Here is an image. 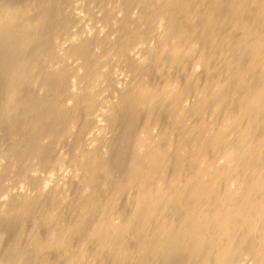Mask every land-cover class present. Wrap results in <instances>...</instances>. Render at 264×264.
Returning <instances> with one entry per match:
<instances>
[{
    "label": "rangeland",
    "instance_id": "rangeland-1",
    "mask_svg": "<svg viewBox=\"0 0 264 264\" xmlns=\"http://www.w3.org/2000/svg\"><path fill=\"white\" fill-rule=\"evenodd\" d=\"M5 1L7 0H0V9L2 8L0 10V15L1 12L3 11L2 14L6 16L5 19L9 17V21L11 23L9 22L10 25L7 28L3 29L2 31L0 30V37H1L0 44L2 48H6L4 51H1L3 49L0 48V53L2 52L4 54L3 56V54L1 53L2 60L1 59L0 60L3 62V64L2 62L0 63L5 66L4 67L0 64L1 66L0 70H4L5 68V70L8 71L9 66L10 65L11 66L8 72L5 70L4 72L0 71V224H5V225L21 224L25 226L23 232L18 233L20 237L18 248L27 247L29 248L28 253L36 256L37 248L34 247V245L32 244H30V246L28 247V244L25 243L27 237L31 235V233H29L30 230H34V233L41 234L42 236H44L46 235L45 233H47V228L49 226L61 225V224L66 225V223H68L69 221L75 218L77 213L80 212V209L83 212V213L80 212V214L81 213L85 214L86 212L88 213V216H86L82 220V228H86L87 226H89V223L98 216L99 207L102 202L103 205L105 204L107 206L110 205L109 216L114 217L118 215L120 218L121 217L124 218V215L129 216L130 212L128 214V211H130V207H128L129 206L128 198L130 197V193L125 189L119 192L118 189L119 186H122L121 184L124 183L128 178L127 177L129 175L128 173H130L131 171V167H130L132 164L131 162L136 160L137 157L140 158L144 154L143 153L144 137L145 138H149L151 136L155 137L154 135L161 134L158 136L163 138L161 139L160 137L156 136L157 138H155V140L158 142V144L162 145L164 143V145H162L164 147L160 145L161 148H165V146L167 145L169 147V150L166 147V155L170 156V158L167 157V160L169 161L166 160L167 162L162 166L163 168L161 167L162 173H161V168H158L156 173L159 174H157L156 176L157 177L159 175L160 176L158 178L155 177L154 179L156 182H159L161 180L159 182V183L162 182L161 184H163L166 180H168L164 183L167 184V182L171 180L170 178H172L173 175H177L178 173L179 174L181 173L180 170H183L182 172L183 175L181 176H185L186 174L184 175V173H186V171L187 172L190 171L189 168L191 166L189 167L188 165L190 164L189 162H191L189 158L190 157L189 153L194 150L193 148L196 149V147L194 146L198 145L199 142H201V139L203 143L202 146H205V149L208 148V150L209 149L212 150L211 152L208 151V153L209 154L211 153L212 156L204 151L205 155L207 154L206 158L208 157V155L209 157L211 156L210 159L211 158L214 159L215 157V160L211 159L212 160L211 161L209 158H207L206 161L208 162L209 159V162L210 163L213 162L212 163L213 165L218 164L221 165L222 168H225V166H223L224 161L223 162L221 161V156H222L221 154L227 148H229V145L232 146L234 145L233 143L237 142L235 137L238 133V130H240V127L236 129L235 126L232 127L233 130L231 128V130L227 131L224 140L221 143H219L220 145L209 144L210 142H208L209 140L207 138L208 136L210 138L211 134H213V131L216 130V127L220 125L224 113L229 111L231 102H230V97L228 96L231 95L229 93L230 92L229 89L231 88L229 87L227 89V87L225 86L227 90L225 89V87H224L225 90L222 88H220L219 90L216 87V82L219 81L220 83V81H223L221 80V77L223 76L224 62L225 60H232L233 54L237 50L236 44H238L240 39L243 38V37L240 38L241 35L243 36L241 30L237 31L232 29V27L234 26L233 24L235 22L234 19L231 17L230 12L227 9L228 7L227 4H229V0L227 1L221 0L224 1L222 3L226 5V7L225 6L224 7L227 10L224 7L223 10V8L221 7L223 6V4L221 3V5L218 8H216L217 10H219V12L220 11L221 12L219 13L217 11V13H215L214 16L216 17L219 14L223 15V17L219 15L222 18L219 16H218L219 18L217 17L221 22L224 23L225 21L224 24L222 23L220 26H218L219 27L218 33L220 32V36H225L226 38H228L230 44L229 48L231 49V51L229 50L230 52L228 53V55L224 56L225 53L220 51V48H216V50H214L216 55L211 60V64H210L211 72L209 73V77H212V79L215 82L214 85L210 87V94L204 100V104L198 108L199 110L193 108L195 107V105L193 106L192 104L193 103L195 104L197 99H199L202 93L205 92L203 86L205 80L204 78L205 74L195 73V78L193 80L188 81L186 79L190 75L189 73H191L192 60L195 59L194 57H196L195 55L197 54L196 52L193 51L196 50L198 52L200 49H202V47L204 49L208 47V44L203 39H200L199 41L195 40L199 38L197 34L198 33L197 30L199 26L195 27V25L197 26L200 24V21L198 20L197 22L196 20L198 19L197 17L198 15L196 16V19L193 22H191L195 24L192 25L191 23L185 24V27L187 28L186 31L188 30L195 31L196 29L194 36L198 38L194 39L193 37H191V34L188 33L185 35V38L181 39V43H180L181 46L184 45V47H182V49L184 48V50L190 49L189 48L190 46L192 47L195 45L194 47H192L193 53L191 52V54L187 56L188 61L186 57L184 58V60H181V63L174 64L176 66L173 67L172 66L173 64L168 63L169 62L168 54H167L168 60L166 58H161V59L159 58L161 52L160 49L161 45H163V43L165 42L167 49V47H169L171 43V40H169V38H166V33L165 34L163 33L165 31H163L164 29L160 22L161 15L163 14V12L161 9V5L158 2H161V0H10L12 2H8V1L5 2ZM244 2L245 3L243 6H245L246 4L248 6V7L246 6L247 9L252 8V6L254 5L253 4L254 2H252V0L250 1L245 0ZM155 3L158 5H156ZM249 3L251 7H249L248 5ZM258 7L260 6L258 5ZM4 9L5 12L9 10L7 13L11 12V15H9L10 13L9 14L5 13ZM254 9L255 11L258 12L256 13ZM254 9L252 8L250 10L251 12H253L252 17L257 15L256 16L257 18L255 17V19L256 20L260 19L261 23L255 22L256 20L254 21V19L251 17V12H249L250 14L248 13L249 10L248 11L244 10V12L247 13L242 14V19L246 18L248 14L251 17V20L249 19L250 17L248 16V18H246L243 21L247 23L246 20L248 19V23L250 24L248 23L247 24L249 25V27H251L252 24L255 25L254 27H252L254 28L253 30H257L259 27L264 29V26H262L264 25V20L262 22L261 20L262 14L260 12V9H258L257 7H254ZM157 10L159 15L157 14ZM200 11L201 9L197 10V12ZM213 11L216 12L215 9ZM222 11L224 12L223 14ZM226 13L227 15L228 14L230 15V17L228 15L229 18L224 15ZM259 13L261 15H258ZM41 14H43V16ZM44 14H46L45 17ZM14 15L15 18H13ZM226 18L228 22H226ZM16 20L18 22H16ZM251 21H253V23ZM3 22H5V20L2 21L1 23L3 24ZM23 23L25 24L23 25ZM16 25H18L17 28L15 27ZM25 27H28L29 30L28 28ZM17 29L20 32H18ZM135 29L137 31H135ZM10 30L12 31L11 33ZM132 30H134V32H132ZM262 30H260L261 33L264 32ZM4 31L6 33H4ZM27 31L32 35L33 38L28 37L30 34L26 35ZM21 32L22 33L24 32L25 35L22 34ZM9 33L11 36L9 35ZM7 34L8 36L4 37ZM16 34L21 36L19 37ZM161 34L162 36H159ZM12 36L15 39V42L14 39L11 38ZM23 37L25 39H23ZM17 38L18 40L20 39L19 42ZM31 39H33L32 40L33 44L32 42L28 43L29 41H31ZM182 41L185 43H183ZM13 42L15 43L16 46L18 43H20L18 44V46L20 47H17L16 49L17 52L14 51L16 47H14L15 45H13L14 44ZM160 42L162 43L160 44ZM5 43H7L8 45L10 44V46L6 47L7 44ZM4 45L5 47H3ZM21 45L22 46L26 45L27 48L24 49L23 48L24 46L22 47ZM232 47H236V48L232 49ZM78 48H80V50ZM157 48L159 50H157ZM20 50L22 53H20ZM6 52L11 54V55L6 54V55L13 57L11 59L9 57V59L6 60L8 58V56L5 55ZM158 52L159 55L157 54ZM17 53L20 55H18ZM155 53L157 58L155 56ZM13 54L14 55L16 54V56L14 57ZM192 54H194L193 55L194 57H192ZM19 56L24 58L20 59ZM31 57L32 59H30ZM5 60L8 62H5ZM9 60L12 63L15 60L16 63L14 64L17 65L15 66L13 64L14 68H11L13 66ZM165 62L166 65L162 66V64H164ZM19 63L21 64L22 69ZM6 65L8 68H6ZM30 65L31 67L28 68ZM17 66H19V68ZM23 66L25 68H23ZM178 66H180V68ZM61 68L62 71L60 70ZM20 71L23 72L21 73ZM57 71L59 74L57 73ZM11 72L12 73L15 72V73L11 75ZM6 73L8 76L6 75ZM250 74L251 75L255 74V72H252ZM250 74H248L246 80L250 79L251 82L254 80L253 83L257 82L258 80L255 79L259 77V74L258 76L256 75L257 77L256 76L253 77L254 75L251 76ZM13 75L15 76L17 75V76L12 77ZM24 75H25V79L23 78ZM59 75L61 76L59 77ZM261 75L262 73H260V76ZM10 76L13 79L10 78L11 79L10 80L8 78ZM180 77L182 81L180 80ZM143 78L145 82L143 81ZM14 80L17 81V82H13L15 86L12 84V82H10ZM167 80L175 81L177 83L181 81V83H179L181 87H179V84L178 87L180 88L179 90L183 92V94L181 93V97L177 105L178 108L175 106L172 107L168 103L167 104L163 103L164 104L163 105L162 103L159 102H155V103L153 102L151 103V106L149 103L147 104L138 103L136 99L137 97L136 90L141 84L148 83L150 87L148 86V84L147 87H149V89L153 91L156 90L157 88H160L165 82H167ZM193 83L195 84V86ZM246 83L248 84L249 80ZM8 86H10V88H8ZM12 86L13 88H11ZM15 87H19V88H15ZM225 91H227V93H229L230 95L229 94L226 95L227 93H225ZM9 92H11L12 94L10 95ZM129 92L132 94H130ZM48 93H52V94L48 95ZM126 93L129 94L127 95ZM45 95L48 96L46 97ZM36 97H38V99ZM126 97H128L129 99L126 100L127 99ZM224 97H228L229 100L227 98L223 100L222 98ZM15 98L17 99V101ZM54 102L56 105H54ZM215 102H217L218 107L215 105L216 104ZM134 103L137 104L134 106L133 105ZM58 104L60 107H58ZM49 105L51 111L48 108ZM221 105L222 106L225 105V106L221 107ZM54 106H56L57 109ZM148 106H150V108ZM219 107L222 110L219 109ZM58 108L59 110H61V112L58 110ZM174 108L176 109V111ZM6 109L9 110L6 111ZM193 109L196 111H194ZM4 110L8 113L6 114ZM54 110L55 112L57 110V112L54 113ZM171 110L172 111L174 110V112H172ZM47 112L50 115L48 114L47 116L46 114ZM2 113L4 115H2ZM171 115H174V117L176 116V119H174V117H171ZM260 117L261 116L257 117V121ZM171 120H173V122H171ZM258 122L259 123L261 122V125H263L264 119L261 120L260 118ZM144 124L147 125L146 126L147 131L144 130L145 129ZM202 124L205 126V129H203L204 126ZM261 125L259 126L261 127ZM197 126H199V128ZM257 126L255 127L256 128L255 130H259L258 128L260 127L258 126L257 128ZM194 128H197V130ZM140 129H141V133H140ZM202 129L205 130V132L202 131ZM209 129L213 131L211 132ZM142 130H144L145 132L143 131L142 133ZM188 131H190L189 133H192L195 136L193 135L192 138V134L189 135L187 133ZM183 135L186 136L184 137ZM187 136L190 138H188ZM197 136L200 139L199 138L197 139ZM187 138L191 142H189ZM182 139L184 140L182 141ZM10 141L11 144L9 143ZM192 141L193 144H190L192 143ZM195 141H197L198 143ZM206 141L208 142V146L210 147L207 146ZM177 142L180 144H178ZM137 145L141 148L143 146V148L139 150V147ZM182 145L183 146L185 145L184 147L187 148L188 151L190 149L192 150L187 152V150ZM10 146H12V148L14 146L12 151H10L11 150ZM175 147L176 149H178V151L180 150L179 148H184V150H186L185 151L186 153L181 151L179 152L180 153L179 154L178 151L175 149ZM213 149L214 150L217 149L214 152L215 155L212 153ZM141 150H143V152H141ZM88 152H91V154ZM2 154L3 155L5 154V156H3ZM95 155L97 158L95 157L93 159ZM90 156L92 157V159ZM184 156H188V157H185L186 159H184ZM178 158L179 159L182 158L181 160L183 161L185 166L183 165V167L181 168L177 166L178 163L176 162H178L179 160ZM175 159H177V161ZM92 160L93 161L95 160L94 161L95 164L91 162ZM128 160L130 162H128ZM184 160L186 163L188 161L187 165L185 164ZM198 160L199 159H196L195 162L198 163ZM83 161L85 162V164ZM170 161L171 162L173 161L176 166L174 167L173 166L174 163L172 164ZM201 161H199L198 164H200ZM195 162H193V166H196ZM89 163L90 164L93 163V165L92 164L90 165ZM203 163L204 162H201V164ZM254 163L256 164L260 163V165L262 164L261 162H254ZM81 164H83V166L85 167L88 164V167L90 165L92 169L91 167H89L90 170H86L88 168L81 166ZM94 165L97 167H95ZM260 165H258V167ZM263 167L264 166H262L264 172ZM83 168L85 169V171H83L84 170ZM178 168L180 169L178 170ZM125 170L126 172L129 170V172L127 173L128 175L126 174ZM263 172L261 173L264 174ZM124 174L126 175L123 176ZM187 174H189V172ZM86 176H88L89 179ZM230 177L231 175L228 174V177L227 175H225L223 176V179L226 178L225 180L228 181L227 178L230 179ZM121 178L124 179L122 180ZM156 179H159V181H157ZM223 179H221L218 182V183L220 182L222 183L221 185L218 184V188L216 190L217 193L215 194H218V190L221 188L220 190L221 192L218 194L221 195L222 190L224 188L223 186H225V182H226V181L223 182L222 181ZM120 180L122 181V183H120L121 182ZM115 189H117L116 190L117 193L114 191ZM86 197L88 199H85ZM23 198L24 201H20L23 200ZM80 198H82V200L84 199L83 203H81L82 200L79 201ZM89 199H91L90 203H88ZM113 201L116 204H114ZM209 201L203 204L204 208H209L210 206L214 205L212 201H211L212 204ZM9 202L11 203V205ZM77 202L78 203L80 202L79 204L81 208H78ZM98 202L101 203L99 204ZM177 202L176 203L170 202L165 206L162 205L161 207H158L157 210L158 212H160L159 213L160 216L158 215L157 217L152 218L150 222H148L149 224L147 223V226L145 225L147 228L145 226L143 227L142 229L143 232L140 231L141 233L140 232L137 233V231H135L134 234L133 233L124 234L120 237L123 244L128 247V250L130 249L127 252L129 254L126 253V255H128L127 257L130 256V258H127L125 256L128 259V261L125 262L127 259H124L125 260L124 264H138L140 261H142V259L144 263L142 261V263L139 264H148V263L150 264V262L156 264L158 262H160L158 264H162L163 262L164 263L166 262L167 264H184V263L186 264V261L188 260L189 262L192 260V262L189 264L192 263L197 264L199 261H201L202 263L203 261H205V256L210 254L206 250L207 248L206 246H208V249L209 248L212 249V246L219 243L218 241L222 243L226 240L224 239L223 236H222L223 237L222 240H220L221 239L220 236H219L220 238L218 236H213L212 238L217 237L214 238L215 241H213V239L209 237L210 234L209 232L207 233V236L208 238H210L209 241L212 239L213 242L212 241L208 242V238H207L205 242L209 244L206 245L204 242L203 244L204 246L205 245L206 246L205 247L202 246L201 247L202 249H200L197 247V245H194L196 244L194 242L195 240H193V237L192 238L191 236L189 237V235H187V237L181 236L178 239H172V240H170V238H167L166 235L163 236L164 234L160 236L161 232L163 233V231L159 230L158 228L161 229L160 225L162 224L160 223L164 222V220H166L165 218H167V220L169 219L168 221L172 220L170 228H172L173 233H171V235L176 234L179 231L181 232L182 228L184 227V224H186V222H184L185 220H183L182 223V219H181V212L186 211V208H183L186 207V204L184 206V203L182 204V202L180 203ZM111 203L114 204V207ZM207 203L210 204L208 205ZM85 204L89 206L86 207ZM95 204L98 205L99 207L97 206L98 207L97 208ZM70 205L74 208H72ZM16 206H18L17 209ZM7 207L9 208L7 209V213H6ZM10 207L12 208V210ZM21 207L23 208V211L25 210L28 211L22 213ZM91 207L93 208L90 209ZM14 208L16 209L15 211ZM19 208L21 209V212L18 211L20 210ZM9 209L11 210V212L8 211ZM15 212L17 213L15 214ZM240 219H241L240 217H234L233 219L236 224V227L233 228V242L237 241L238 243L241 244L244 242L242 245L240 244L242 249L248 250L250 248H253L256 249L258 252L264 253V242L261 241L259 238L257 239V237L259 236L255 234L258 232L256 231L254 233L255 236L253 235V232L252 234H250V236L245 235L246 227L245 224L243 223H242L243 226L239 225L241 223ZM113 220L117 222L119 218L117 217ZM131 221L133 223L132 226L135 225L134 230H136V224L137 226H139L137 220L133 219ZM138 221L139 224L141 225L140 220ZM211 225L212 224H210V226L209 224H205L204 226L203 224V226H201V231L207 232L210 231L211 229L214 230L216 226L215 225L211 226ZM178 227H180L181 230H178L177 229ZM14 234L15 233H12V231H6L5 233H0V254L4 253L7 250V246L9 245V238L14 239L12 237ZM212 234L210 235L212 236ZM243 235L245 236V238L243 237ZM80 236L81 234H74L71 239L72 243L74 244ZM154 237L155 240L154 239L152 240L151 238ZM156 237L158 241L156 240ZM240 237H243L245 240ZM160 238L163 239L161 240ZM169 240L171 241V244ZM176 240L178 241V243ZM190 240H193L192 241L193 249L191 247L192 243H190ZM146 241L148 244L146 243ZM156 241L158 243H156ZM164 241L166 242L168 241L169 243V244L167 243L168 246L165 244L167 250L166 248L163 247H161V250H159L160 246L158 245L160 243H166ZM141 242L143 244L146 243L147 249L149 248L151 250L148 249L147 252V249L145 247L146 252H144L145 250H142L143 253H140L141 250L138 249L140 245H142ZM238 243H234V244H238ZM152 245H154L153 247H156V248L152 247L153 251L155 252L152 251L151 248ZM183 245H187V246H183ZM91 246H92L91 244H88L87 248H90ZM189 246L191 247L192 251L195 249L194 247L196 246L197 251L195 250L193 252L194 253L197 252L196 254L199 256H197L196 254L195 256L194 253H191L190 252L191 249H189ZM170 248L172 251L170 250ZM203 249H205V251ZM201 250L204 251L205 254L203 252L200 253ZM170 252L173 253L171 254ZM202 253L204 254V256L202 255ZM61 254H62L61 249L50 246L42 250L40 257L43 256L44 258L46 257L51 259L56 264H62V260L60 258ZM131 254H133V256H131ZM144 254L147 255L145 256L146 261L149 260L150 262L147 261L148 262L147 263L145 261V258L143 256ZM191 254H193L194 256L192 255L193 256L192 257ZM163 255L166 257H164ZM99 256L103 257L104 253H101ZM153 256L155 258H157L156 256H158L157 260L160 261H157ZM198 257L202 259H199ZM151 258L154 259V261ZM235 258L236 260L231 261L232 264H247V260H250L244 254H241V256ZM238 258H242V259H238ZM88 259L89 260L91 259L90 254H86L85 262ZM97 260H99V257L97 258Z\"/></svg>",
    "mask_w": 264,
    "mask_h": 264
},
{
    "label": "bare ground",
    "instance_id": "bare-ground-1",
    "mask_svg": "<svg viewBox=\"0 0 264 264\" xmlns=\"http://www.w3.org/2000/svg\"><path fill=\"white\" fill-rule=\"evenodd\" d=\"M7 1L8 2H12L10 0H7ZM7 1H5V2H7ZM244 1L245 0H229V4H227V6H228L227 9L230 12L231 17L234 19V22H235L234 23L232 21L234 23L233 24L234 26L232 25L233 26L232 29L233 30H237V31L241 30L243 36L241 35L240 38L241 37H243V38H241L239 43L236 44L237 48L236 47H232V49H235V48L237 49L236 52L233 54L232 60H225V62H224V65H223V76L221 77V80H223V81H220V83H219V81L216 82V87L219 90H220V88L224 89L225 86L227 87V89L229 87L231 88V89H229L230 92L228 91L231 95L229 93H227V91H225V93H227L226 95H228V94L230 95V96H228V97H230V102H231L229 111L224 113V116H222L223 118H222V121H221L220 125L218 127H216V130H214V131L212 130L213 134H211L210 138H209V136L207 138L209 140V141L208 140L207 141L210 142L209 144L217 145V144L221 143L224 140L226 132L231 130L232 127L236 126L235 127L236 129L238 127H240V130H238V133H237V135L235 137L237 142L236 143L232 142L234 144L232 146H230L228 144L229 148H227L221 154L222 156L220 155L221 156V161L222 162L224 161V165L223 166H225V168H222L221 165L217 164L218 165L217 166V165H213L212 164L213 162H211V163L209 162V159H210V157L212 155H211V153L209 154L208 151L211 152L212 150H210V149L208 150V148L205 149V146H202L203 143H202V139H201V142H199V144H198L199 146L198 145L194 146V147H196V149L193 148L194 150L189 153L190 154L189 158L191 160V162H189L190 164H188L189 167L191 166L189 168L190 171H188L189 174H187L188 172L186 171V173H184V175L185 174L186 175L185 176H181V175H183L182 174L183 170H180L181 173L180 174L178 173L177 175H173L174 177L172 176V178H170L171 180L169 182H167V184H164V183L166 181H168V180H166L163 184H161L162 182L159 183L161 181V180L159 181L160 178L156 179L159 182H156L154 179H155V177L158 178L160 176V175L158 177L156 176L157 174H159V173H156L158 168H161L167 161H169V160H167V157L170 158V156L166 155V147L168 148V150H169V147H168L167 144H165L167 146H165V148H161L160 147L161 144H158V142L155 140V138H157L156 136L161 135V134H156V135H154L155 137L151 136L152 138L151 137H149V138H145L144 137L145 138V139L143 138L144 143L142 142L143 146H144V148L142 146L144 152H143V150H141V152H143L144 154L142 153L143 155L141 157L139 156L140 158L137 157L136 160L131 162L132 164L130 166L131 167L130 173H128L129 170L127 172L125 170L126 174L128 173L129 175L127 174L128 175L127 179L125 177L126 181L124 180L125 181L124 183H122V181L120 180L121 181L120 183H122L121 184L122 186H119V183H118L119 192L121 190L125 189V190L129 191V193H130V197H129V195H128L129 198L127 197L129 199V203H128L129 206L128 207H130V211H128V214L130 212L129 216H127V215L125 216L124 215V218H122V217L120 218L118 215L117 216L113 215L114 217L109 216V214H110L109 213V211H110L109 203L110 202L108 203L109 206H107L105 203H104L105 205H103V202L102 203L100 202L101 203L100 207L95 204L96 207L97 206L99 207V213L97 212L98 216L93 221H91L89 223V226H87L86 228H82V220L86 216H88V213L87 212L85 213L87 215L82 214L83 212L80 209V212H82V213L80 214V212H79V213H77V215L75 214L76 215L75 218L73 220L69 221L68 223H66V225L61 224V225H53V226L51 225V226H49L47 228V233H45L46 235H44V236H42L41 234L34 233V230H30L29 233H31V235L27 237L25 243L28 244V247L30 246V244H32V245H34V247L37 248V255L36 256H34L32 254H29L28 253L29 248H27V247L18 248L19 247L18 244H19V240H20V237H19L18 233H22L23 230L25 229V226H23L21 224H12V225L0 224V233H5L6 231H12V233H15L12 236L14 239H10L9 238V245L7 246V250L4 253L0 254V264H56L54 261H52L49 258H46V257L44 258L43 256L40 257V254L42 253V250L44 248L50 247V246L57 247V248L61 249L62 254H61L60 258L62 260V264H124L125 262L128 261L127 258H130V256L127 257L128 255H126V253L130 249L128 250V247L123 244V242L120 239V237L122 235H124V234H131V233L134 234L135 231H137V233L140 232V231L143 232V230H142L143 227L145 225L147 226V223L150 222V220L152 218L157 217L159 215L160 212H158V210H157L158 207H161L162 205L165 206L166 204H169L170 202L176 203L177 201L179 203L182 202V204L184 203V206L186 204V207H183V208H186V211H182L183 213L181 212L182 223H183V220H185L184 222H186V224H184V227L182 228V231L181 232L179 231L180 233L179 232L176 233V231H175L176 234L171 235V233H173L172 232V228H170L172 220L168 221L169 219L167 220V218H165L166 220H164V222L160 223V224H162V225H160L161 229L158 228L159 230L163 231V233L160 231L161 232L160 236H162L164 234L163 236L166 235L167 238H170V240H172V239H178L181 236H186L187 237V235H189V237L191 236V238L193 237V240H195L194 242L196 244H194V245H197V247L200 248V249H202L201 247L204 246L203 243L207 240V238H208L207 233H209V232H210V234H212V232H213L212 236L209 234V237H211V238L213 236H218V237L220 236L221 237L220 240H222L223 237H224V239H226L224 242L221 241L222 243H220V241H218L219 243H217L214 246H212V249L209 248L210 251L208 249V246H206L209 243L205 242V244H206L205 246L207 247L206 250L208 251V253H210L209 254L210 256L206 255L205 256V261H203L202 263H201V261H199V262L197 261L198 262L197 264H200V263L201 264H232L231 261L236 260L235 257H239V256H241V254L246 255V257H248L250 259V260H247V264H264V253L258 252L256 249H253V248H250L248 250L247 249H242L241 245L244 242L242 244L238 243L237 241L233 242V228L236 227V224H235V222L233 220L234 217H240L241 218L240 219L241 223L239 222L240 223L239 225L243 226L242 223L245 224V227H246L245 235H249L250 236V234H252V232H253V235H254V233L257 231L258 233H255V234H257L259 236V237H257V235H256L257 239L259 238L261 241L264 242V174L261 173V172H263L262 166H264V124L261 125V122H263V121H261L260 123L258 122L260 120V118H261V120L264 119V32L263 33L260 32V30H262L263 28H260L259 24H258L259 28L258 29L256 28L257 30H253L254 28H252V27H254L255 25L252 24V26L250 25L251 27H249L248 24H250V23H248V19L246 20L248 24L245 21H243L246 18H248V16H249L248 14H247L246 18L242 19V14H246L247 13V12H244V10H247V11L249 10L248 11V13H249V12H251L250 10L252 8L254 9V7H257L258 9H260V12L262 14L261 20L263 22V20H264V0H252V2H254L253 4L255 6L253 4H251L254 7L252 6V8H250V9H247L248 6L246 4H245V6H243L244 3H245ZM247 1H250V0H247ZM222 2H224V1H221V0H161V2H158L161 5V9H162V12H163L162 15L160 14L161 15L160 22H161V25L163 26V29H164L163 31H165L163 33L164 34L166 33V38H169V40H171L170 46L167 44L169 46V47H167V49H166L165 42L163 43V45H161V48H160L161 52H160V56H159L160 59L161 58H166L168 60V56H167V54H168L169 55V62L168 61H166V62H168L169 64H173L172 66L174 67V66H176L174 64L181 63V60H184V58L189 56L191 54V52L193 51L192 47H194L195 45L192 44L194 46L191 47L190 46L191 44H190L189 45L190 49H185V50H184V48L182 49V47H184V45H182V46L180 45L181 39L185 38V35L188 34V33H190L191 37H193L194 39L199 37L198 39H195L196 41L197 40L199 41L200 39H203L208 44V47H206L205 49L202 47V49H200L198 52L196 50L193 51V52H196L197 54L195 55L196 57H194L193 56L194 54H192V57H194L195 59L192 60L191 73L188 72L190 75L186 78L188 81H191V80H193L195 78V73H204L205 74V77H204L205 80H204V85H203L205 92L202 93L201 97H199V99H197V101L194 100V101H196L195 104L194 103L192 104L193 106L195 105V107H193V106L192 107L196 108V109H198L199 107H201L204 104V100L210 94V87L213 86L214 82H215L212 79V77H209V73L211 72V69H210L211 60L216 55L214 50H216V48H220V51L225 53L224 56H227L228 53L231 51V49L229 48L230 44H229L228 38H226L225 36H220V32L218 33V29H219L218 26H220L223 23L218 18L221 17V16L223 17V15L219 14L221 11L219 12V10H217L216 8H218L221 5ZM156 5H158V4H156ZM248 5H249V7H251L250 3ZM258 5L260 7H258ZM5 6H6V4H5ZM12 6H14V5H12ZM224 6L226 7L225 4H223V6H221V7L223 8ZM224 8H223V10H224ZM196 9L197 10L201 9V11L197 12ZM214 9L216 10V12L213 11ZM20 10H22V9H20ZM217 11L219 12L218 14L221 15V16H219L218 14L217 15L219 17L218 16H216V17L214 16L215 13H217ZM254 11H255V9H254ZM2 12H1V15H0V26H1L0 30L1 31L3 29L7 28L10 25V23H11L9 21V17H7L5 19L6 16L4 14H2ZM4 12H5V9H4ZM7 12H5V13H7ZM45 12H43V13H45ZM255 12L257 13L258 11H255ZM9 13H7V14L11 15V12H9ZM223 13L224 12L222 11V14ZM17 14H19V13H17ZM24 14H25V12H24ZM24 14H21V15H24ZM46 14H48V13H46ZM46 14H44V17H45ZM157 14L159 15L158 10H157ZM252 14H253V12H251V17H252ZM261 14L259 13L258 15H261ZM21 15H19V16H21ZM41 15L43 16V14H41ZM224 15L226 17H228L229 14L227 15V13H226ZM42 16H41V18H42ZM196 16L198 17V19H196ZM256 16L257 15L252 17L254 19V21L256 20L255 19ZM229 17H230V15H229ZM251 17L249 18L250 20H251ZM13 18H15V15H14ZM195 19L197 20V22H198V20L200 21L199 25H197V26L195 25V27L199 26L198 30H197L198 31V33H197L198 37L194 36V33H195L196 29H195V31H189L188 30L189 31L188 32V31H186L187 28L185 27L186 23H191ZM4 20H5V22H3V24H2L1 22L4 21ZM228 20H230V19H228ZM16 22H18V21L16 20ZM138 22H140V21H138ZM226 22H228L227 18H226ZM251 22L253 23V21H251ZM255 22H257V23L260 22V19L256 20ZM224 23H225V21H224ZM24 24L25 23H23V25ZM192 24H195V23H191V25ZM18 25H16L15 27L17 28ZM157 25H158V23H157ZM28 26H30V25H28ZM262 26H264V25H262ZM256 27H257V24H256ZM11 28H12V25H11ZM25 28H28V27H25ZM135 28H137V27H135ZM11 30H10V33L12 32ZM28 30H29V28H28ZM30 30H31V28H30ZM17 31L20 32L18 29H17ZM135 31H137V30L135 29ZM262 31H264V29ZM24 32L23 33L21 32V33L24 34ZM132 32H134V30H132ZM4 33H6V32L4 31ZM4 33H3V35H4ZM10 33H9V35H10ZM14 34H15V32H14ZM18 34H16V35L20 37L21 35H18ZM29 34L30 33H28V31H27L26 35H29ZM30 35L28 37L33 38L32 35L31 36ZM7 36H8V34L6 36H4V37H7ZM10 36H9V38H10ZM159 36H162V34L159 35ZM163 37H164V35H163ZM11 38H13V36ZM2 39H3V37H2ZM23 39H25V38L23 37ZM0 40H1V37H0ZM17 40H18V38H17ZM19 40H18V42H19ZM32 40L33 39H31V41L28 40L29 41L28 43L32 42ZM6 41H7V38H6ZM11 41H13V40H11ZM157 41H159V40H157ZM161 41H162V39H161ZM189 41H190V38H189ZM192 41H193V39H192ZM14 42H15V39H14ZM7 43H5V44H7ZM161 43L162 42H160V44ZM183 43H185V42H183ZM18 44H20V43H18ZM18 44H17V46L15 45V43L13 44V45H15L14 47H16L15 50L13 49L14 51H16L17 47H20V46H18ZM32 44H33V42H32ZM35 44H34V46H35ZM7 45H6V47L10 46V44L8 46ZM26 45L25 46L23 45L24 47L22 45L21 46L25 49V48H27ZM0 46H1V44H0ZM3 47H5V45ZM80 47H81V45H80ZM154 47H155V45H154ZM0 48H2V46ZM158 48H157V50H159ZM2 49L3 50H1V51H4L6 48H2ZM74 49H75V47H74ZM74 49H72V50H74ZM78 49L80 50V48H78ZM76 50H77V47H76ZM197 50H198V48H197ZM6 51H8V50H6ZM18 52H19V50H18ZM75 52H77V51H75ZM20 53H22L21 50H20ZM39 53H41V52H39ZM2 54L0 55V59H1ZM6 54H9V53L6 52L5 55ZM157 54L159 55V52ZM9 55H11V54H9ZM18 55H20V54H18ZM35 55H36V53H35ZM3 56H4V54H3ZM6 56H8V55H6ZM15 56H16V54L14 55V57ZM148 56H149V54H148ZM155 56H156V53H155ZM9 57L11 59L13 56L12 57L8 56V58L6 60H8ZM145 57H146V55H145ZM21 58H24V57H20V59ZM147 58H149V57H147ZM156 58H157V56H156ZM4 59H3V61H4ZM20 59H19V62H20ZM30 59H32V57ZM1 60H0V62H2ZM6 60H5V62H8ZM26 60H27V58H26ZM26 60H25V63H26ZM189 60H190V58H189ZM150 61H151V59H150ZM162 61H164V60H162ZM187 61H188V57H187ZM166 62L164 64H162V66L166 65ZM14 63H16L15 60H14L13 63L11 62L12 66H13ZM21 63H22V60H21ZM34 63H36V62H34ZM2 64H3V62H2ZM7 65H6V68H8ZM27 65H29V64H27ZM2 66H4V65H2ZM10 66H9V69H10ZM20 66H21V64H20ZM181 66H184V65H181ZM17 67L19 68V66H17ZM30 67H31V65L28 68H30ZM178 67L180 68V66H178ZM11 68H14V66L11 67ZM23 68H25V67L23 66ZM9 69H8V71H9ZM15 69H16V67H15ZM21 69H22V66H21ZM4 70H5V68H4ZM4 70H0V71L4 72ZM19 70H16V71H19ZM60 70L62 71V68ZM5 71H7V70H5ZM252 72H255V74L251 75L250 73H252ZM14 73L11 72V75L14 74ZM53 73H55V72H53ZM57 73H58V71H57ZM260 73H262V75H261L262 77L260 76ZM248 74H250L251 76L254 75L253 77H255L256 75L258 76V74H259V77L256 76L257 79L253 78V79L258 80V81L253 83L254 80L251 82L250 79H248L249 83L247 84L246 82H248V80H246L247 79L246 77L248 76ZM6 75H7V73H6ZM53 75H55V74H53ZM14 76L15 75H13L12 77H14ZM60 76L61 75H59V77ZM12 77L10 76L8 78L10 79ZM23 78L25 79V75H24ZM186 79H185V81H186ZM15 80H16V78H15ZM15 80L14 81H10V82H12V84L14 85L13 82H17ZM55 80H56V78H55ZM180 80L182 81L181 77H180ZM143 81H144V78H143ZM181 81L177 83L175 81L167 80V82H165L160 88H157L156 90H153V91L151 89H149L150 86H149L148 83L147 84H148L149 87H147L146 83L145 84L143 83L140 86L138 85L139 87L137 86L138 89L136 90V92H137L136 99H137L139 104H147V103H149L150 106H151V103L159 102V103H162V104L163 103L164 104L168 103L172 107H174V106L177 107L179 99L181 97V93L183 94V92H181L179 90L180 89L179 87H181L179 83H181ZM244 81H245L246 84L244 83ZM18 83H19V81H18ZM178 84H179V87H178ZM10 86H8V88H10ZM194 86H195V84H194ZM226 87H225V89H226ZM11 88H13V86ZM15 88H19V87H15ZM124 91H125V89H124ZM182 91H183V88H182ZM202 91H203V89H202ZM122 93H123V91H122ZM225 93H223V94H225ZM9 94L11 95L12 93L9 92ZM18 94H19V92H18ZM50 94H52V93H48V95H50ZM130 94H132V93H130ZM133 94H134V91H133ZM218 97H219V95H218ZM228 97H224L222 99L223 100L225 98L228 99ZM36 98L38 99V97H36ZM126 98H127L126 100H128L130 98V96H129V98L128 97H126ZM134 98H135V95H134ZM219 99H220V97H219ZM31 100H32V98H31ZM16 101H17V99H16ZM53 101H54V99H53ZM220 101H222V100H220ZM226 101H225V103H226ZM212 103H213V101H212ZM215 103L214 104L217 106V102H215ZM47 104H48V102H47ZM49 104H51V103H49ZM136 104L134 103L133 105L135 106ZM222 104H224V103H222ZM54 105H56L55 102H54ZM225 105H223V106H225ZM150 106H148V107L150 108ZM223 106L221 105V107H223ZM54 107L56 108V106H54ZM58 107H60L59 104H58ZM48 108L50 110V105H49ZM200 109H202V108H200ZM219 109H221V108L219 107ZM225 109H224V111H225ZM8 110L9 109H6V111H8ZM58 110H59V108H58ZM6 111L4 110V112H6ZM10 111H11V109H10ZM59 111L61 112V110H59ZM175 111H176V109H175ZM194 111H196V110H194ZM45 112H46V110H45ZM56 112H57V110H56ZM56 112L54 110V113H56ZM172 112H174V110ZM3 113H2V115H4ZM7 113L8 112H6V114ZM46 114L48 116L49 113L47 112ZM58 114H59V112H58ZM259 116H261V117L257 121V117H259ZM171 117H174V115H171ZM174 119H176V116L174 117ZM50 120H51V117H50ZM171 122H173V120H171ZM257 125L258 126L261 125V127L260 126L259 127L262 130L260 128H258ZM142 126H143V124H142ZM146 126L147 125L144 124V128H145L144 130H146ZM256 126L261 131L255 130ZM197 127L199 128V126H197ZM148 129H149V127H148ZM194 129L197 130V128H194ZM203 129H205V126L203 127ZM203 129H202V131L205 132V130H203ZM144 130H142V133H143ZM232 130H233V128H232ZM202 131H200V132H202ZM257 131H259V132H257ZM189 132L190 131L187 132L189 135L192 134V133H189ZM140 133H141V129H140ZM193 135L194 134H192V138H193ZM147 137H148V135H147ZM158 137H160V136H158ZM203 137H205V136H203ZM160 138L162 139L163 137H160ZM188 138H190V137H188ZM188 138H187V140H188ZM198 138L199 137L197 136V139ZM137 140H139V139H137ZM183 140L184 139H182V141ZM185 140H186V138H185ZM205 140H206V138H205ZM21 141H22V139H21ZM188 141L191 142L190 140H188ZM207 141H206V144L208 146V142ZM234 141H235V139H234ZM161 142H163V141H161ZM195 142H197V141H195ZM9 143L11 144V141ZM23 143H24V141H23ZM232 143H230V144H232ZM178 144H180V143H178ZM190 144H193V141ZM162 145H164V143ZM14 146H16V145H14ZM14 146H13V148H14ZM10 147H11L10 151H12L13 148H12V146H10ZM162 147H164V146H162ZM176 147H175V149H176ZM180 147H181V145H180ZM203 147H204L205 150L203 149ZM208 147H210V146H208ZM217 147H219V146H217ZM7 148H9V147H7ZM142 148L139 147V150L142 149ZM184 148H179L180 149L179 151H178V149H176V150L178 151V153L181 152V151L186 153L185 152L186 150H187V152L192 150V149H190L188 151L187 148H185L186 150H184ZM213 148H214V146H213ZM216 150L213 149L212 153L214 154V152ZM204 151L206 153H208L209 155H211L210 157H209V155L207 157V158H209L208 162L206 161L207 154L205 155ZM88 153L91 154V152H88ZM3 156H5V154ZM95 157H96V155L93 157V159ZM185 157H188V156H184V159H186ZM87 159H86V162H87ZM91 159H92V157H91ZM181 159H179L178 162H176V163H178L177 166L180 167V168L183 167V165H184V163H183V161ZM196 159H199L198 163L201 160H202L201 162H204V163L201 164V162H200V164H198L197 162H195ZM175 160L177 161V159H175ZM212 160H215V157ZM94 161L92 160L91 162H93L95 164ZM205 161H206V163H205ZM128 162H130V161L128 160ZM184 162H185V160H184ZM193 162L196 163V166H193ZM254 162H261L262 164L260 165V163L256 164ZM93 163H91V164L93 165ZM171 163L173 164L174 162L172 161ZM187 163H188V161H187ZM187 163L185 162L186 165H187ZM84 164H85V162H84ZM90 165H89V167H91ZM127 165H129V164H127ZM258 165H260V166L258 167ZM81 166H83V164H81ZM173 166L174 167L176 166L175 163H174ZM83 167H85V166H83ZM86 167L88 168L86 170H90L89 167H88V164H87ZM95 167H97V166H95ZM162 168H161V173H162ZM180 168H178V170ZM91 169H92V167H91ZM93 170H95V169H93ZM187 170H188V168H187ZM83 171H85V169ZM87 172H89V171H87ZM184 172H185V170H184ZM126 174H124L123 176H125ZM174 174H175V172H174ZM228 174L231 175V177H230V179L227 178L228 179V181H227V180H225L226 178L223 179V176L227 175V177H228ZM88 176H86V177L89 179ZM121 179L123 180L124 178H121ZM221 179H223L222 180L223 182L224 181H226V182H225V186H223L224 188L222 190L221 195H218L221 192L220 191L221 188L218 190V194H215V193H217L216 190L218 188V184L221 185V183H222V182L218 183ZM85 180H87V179H85ZM92 180H93V178H92ZM115 183H116V181H115ZM116 190L117 189H115L114 191L116 192ZM89 196H88V198H89ZM20 198H22V197H20ZM88 198L86 197L85 199H88ZM114 198H112V199H114ZM81 200H82V198H80L79 201H81ZM83 200H82L81 203H83ZM90 200L91 199L88 200V203H90ZM93 200H92V202H93ZM115 200H117V199H115ZM20 201H24V198H23V200H20ZM208 201L210 203L212 201L214 203V205L210 206L209 208H204L203 204L208 202ZM85 202H87V201H85ZM79 203H78V208H81ZM94 203H95V201H94ZM113 203H114V201H113ZM210 203H207V204L209 205ZM114 204H116V203H114ZM114 204H112L113 207H114ZM10 205H11V203H10ZM85 205H86V207L89 206L87 204H85ZM17 207L18 206H16V209H17ZM75 207H77V206H75ZM93 207H95V206H93ZM93 207H91L90 209H92ZM205 207H207V206H205ZM8 208L9 207L6 208V213H7V209ZM72 208H74V207H72ZM16 209L14 208V211ZM11 210H12V208H11ZM11 210L9 209L8 211L11 212ZM76 210H77V208H76ZM18 211L21 212V209L18 210ZM25 211H23V208H22V213H24ZM16 213L17 212H15V214ZM179 216H180V214H179ZM117 217L119 218V220L116 222L113 219H115ZM133 219H136L137 222H138V225H139V226H137V224H136V230H134L135 229V225L132 226L133 223H132L131 220H133ZM138 220H140L141 225L139 224ZM203 224H204V226H205V224H209V226H210V224H212L213 226L215 225L216 228L213 227V228H215L214 230H212L210 228L211 229L210 231L202 232L201 231V226H203ZM180 227H178L177 229L181 230ZM146 228H145V230H146ZM202 228H204V227H202ZM74 234H81V236L73 244L71 239H72V236ZM136 235H138V234H136ZM142 235H143V233H142ZM243 237L245 238L244 235H243ZM243 237H240V238H243ZM163 238H166V237H163ZM214 238H217V237H214ZM214 238H212L213 241H215ZM151 239L155 240V237L151 238ZM160 239H159V242H160ZM209 239L210 238H208V242L212 241V239L210 241H209ZM89 240H90L91 243L89 242ZM156 240H157V237H156ZM193 240H190V243H192V245H191L192 249H193V242H192ZM217 240H219V239H217ZM157 241H156V243H158ZM164 242H166V241H164ZM146 243H147V241H146ZM146 243H144V244L142 243V245H140V247L138 246L139 249L137 247L138 250H141L140 253H143L142 250H145V247L147 249ZM167 243H168V241L166 243H160L158 245V246H160L159 250H161V247L166 248L165 246L166 245L168 246V244H169V243L168 244ZM177 243H178V241H177ZM234 243H238V244H234ZM88 244H91L92 246L90 248H87ZM149 244H150V242H149ZM170 244H171V241H170ZM188 245H190V244H188ZM211 245H213V244H211ZM153 246L154 245H152L151 248ZM183 246H187V245H183ZM191 247L189 246V249H191ZM153 248H156V247H153ZM153 248H152V251H153ZM194 248L195 249L193 251L196 250V246ZM148 249H147V252H148ZM192 249H191L190 252L194 253L192 251ZM149 250H151V249H149ZM166 250H167V248H166ZM170 250H171V248H170ZM203 250L205 251V249H203ZM204 251L201 250L200 253L203 252L205 254ZM144 252H146V250ZM153 252H155V251H153ZM153 252H151V253H153ZM101 253H104L103 257L99 256ZM196 253L197 252H195L194 255ZM203 253H202V255L204 256ZM208 253H206V254H208ZM86 254H90V258L92 259V261H91V259L90 260L88 259L85 262ZM127 254H129V253H127ZM146 254L143 255L144 258H145V261H146V257L145 256H147ZM192 255L193 254H191V256ZM202 255H201V257H202ZM131 256H133V254H131ZM140 256H142V255H140ZM166 256H167V254H166ZM166 256H164V257H166ZM197 256H199V255H197ZM98 257H99V260H97ZM150 257H151V255H150ZM156 257L158 258V256H156ZM157 258H155V259L157 260ZM124 259H127V260L125 261ZM131 259H132V257H131ZM199 259H202V258H199ZM238 259H242V258H238ZM152 260L154 261V259H152ZM186 260H188V259H186ZM139 261H140V259H139ZM142 261H143V259H142ZM142 261H140L139 263H142ZM147 261H149V260H147ZM157 261H160V260H157ZM161 261H162V258H161ZM191 262H192V260L190 262L188 260V261H186V264H189ZM143 263H144V261H143ZM151 263H153V262H150V264ZM158 263H160V262H158ZM153 264H156V263H153ZM164 264H167V263L165 262ZM192 264H194V263H192Z\"/></svg>",
    "mask_w": 264,
    "mask_h": 264
}]
</instances>
